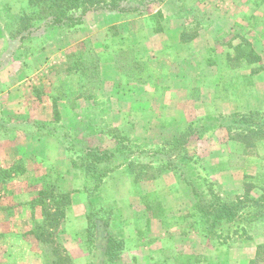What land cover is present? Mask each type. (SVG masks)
I'll list each match as a JSON object with an SVG mask.
<instances>
[{
    "label": "crops",
    "instance_id": "crops-1",
    "mask_svg": "<svg viewBox=\"0 0 264 264\" xmlns=\"http://www.w3.org/2000/svg\"><path fill=\"white\" fill-rule=\"evenodd\" d=\"M227 4H232L233 11H230L229 6L225 8ZM141 7L143 9L125 14L103 9L88 11L83 18L85 30L80 31L78 41H92L100 50L102 55L100 63L103 64V68L108 66L109 70L113 74L117 73L118 76L114 59L115 53L120 49L132 50L136 60L149 65L159 62L162 58L163 61L168 59L169 65L172 59H176L178 64L181 62L182 72L180 76L176 74L171 77L170 83L173 87L170 88L172 92L167 98L181 100L184 110H193L196 116L213 118L235 112L264 110V0H158ZM189 7L194 10L191 14L188 12ZM27 8L29 9L26 0H0V55L9 47V27L20 23L24 17L20 15L22 11H27ZM9 13L15 15L9 16ZM152 16H161L160 31H155L151 23L146 28L139 24L145 17L147 19ZM185 16H191L192 22L202 21V23L189 32ZM92 20L95 25L90 24ZM124 22L129 24L128 28L115 31L112 35L108 32L110 25H120ZM24 30L26 29L18 30L16 40H12L17 43L18 48ZM27 30L31 35H35L40 34L42 29L27 28ZM233 30H236L235 38L245 39L244 44H247L248 50L252 51L254 58H257L256 61L244 59L241 55L240 62L230 63L232 47L222 41L216 42L220 36L229 34ZM61 42L64 40L62 39ZM41 49L42 47L31 51L32 55L30 54V61L27 62L26 67L30 76L23 77L15 86L8 76L17 70L19 72L18 66H15L19 63L14 59L0 61V264H57V261L64 262L66 259L71 263L72 259L83 261L92 256L85 247V241L80 245V249L85 248L81 254L76 255L71 251L72 244L77 241L71 232L75 233L87 226L84 218L78 221L72 217V214H69L72 217L70 220H68L69 216L67 217L66 223L61 228V241L64 244L60 258L53 252L49 255L42 253L40 249L43 243L33 233L34 221H36L33 212L40 210L36 207L38 205H33L34 199L40 191L48 189V180L59 179L61 191L69 195L70 212L77 207L83 209L84 194L88 192L91 183V176L72 165L70 153L66 146L56 139L52 126L42 125L46 122L51 123L50 118L53 115H61L62 110L66 112L71 110L66 103L67 99L55 96L43 97L46 99L44 106L31 105L27 119L30 121L29 125H32L31 128L36 129L35 132L26 134L25 130H16L15 133H11L13 130L8 127L11 117L19 112V105L14 104L24 101V96L18 92L19 85L27 81L26 79L33 81L40 69L51 65L50 58L40 62L42 54L45 53ZM158 53L162 56L159 54L158 57L156 55ZM208 53L210 56H207ZM57 55L56 53L55 56L58 57ZM69 76L78 77L79 73L71 69ZM102 76L103 79L105 78L103 85L112 86L110 94L116 97L118 88L115 86L118 82L115 78L107 79L105 74ZM186 79L187 84L184 82ZM183 85L187 90L180 97ZM129 95L133 97L132 94ZM81 99L85 103L94 102L90 97H81ZM54 106L57 108L56 115L53 114ZM220 127L223 128L220 135H224L222 140L215 139L216 135H214L215 138L207 146V151L199 155L202 168H206L208 176L218 183L220 190L225 194L241 196L247 192L250 197L260 195L264 190V137L256 142L254 151H250L243 142L227 139L225 136L228 135L227 129L222 124ZM196 145L198 144L195 143L197 149ZM228 149L240 153L233 154ZM237 161L240 163L236 164ZM19 163L22 166H18ZM171 175L172 173H164L156 179L145 180L162 181ZM123 176L126 181L133 182L132 176L125 172L124 167L116 168L108 176V180L120 183ZM186 177L180 176V181L186 182ZM106 180L107 178L104 182ZM103 184L105 183L100 186L101 190ZM183 190L186 196L180 203V264H251L256 258L259 259L257 264H264V260L259 258L260 254L258 257V247L264 246V232L258 231L250 238H241L239 234L248 223L240 227L238 232L231 234L228 227L231 221L228 219L223 222V226L216 223L201 227L203 216L201 212L198 213L197 208L194 209L195 192L187 183L184 184ZM111 196L118 201L128 197L126 190L117 189L111 193ZM132 196L136 197V194ZM137 202L139 204L141 201ZM187 205L192 208L190 214L184 210ZM132 206L135 209L132 210L134 219L128 217L133 222L123 228L128 238H122L125 241V248L131 250V260L136 264H169L173 249L177 246V238L170 235L168 228L165 227L164 234L167 235L159 239L168 243L161 245L159 243L158 251L151 240L152 227L155 223L164 226L172 215L167 198H162V210L164 209L162 215L154 216L152 213L150 217L145 215L146 227L142 229L144 232L140 231L143 225L140 227L138 208L133 204ZM140 207H143L141 211L150 209L149 204L145 203ZM189 216L192 222L187 224L186 220ZM153 220L156 222L151 226ZM110 222L112 221L105 223L111 225ZM106 228L108 234L113 236L111 227L110 230L109 226ZM98 230L97 228L96 231ZM98 243H101L100 240L95 239L92 246L94 251L103 250L108 244L105 243L101 247ZM160 252L165 253L163 258H160ZM102 255L107 262L105 252Z\"/></svg>",
    "mask_w": 264,
    "mask_h": 264
},
{
    "label": "rangeland",
    "instance_id": "rangeland-1",
    "mask_svg": "<svg viewBox=\"0 0 264 264\" xmlns=\"http://www.w3.org/2000/svg\"><path fill=\"white\" fill-rule=\"evenodd\" d=\"M128 2L138 9H143L141 6L147 4V0H129ZM228 6L230 11H233L232 4H227L225 8ZM188 12L189 14L193 13V8L189 7ZM14 15L15 13L9 16ZM45 15L46 13L39 12V8L33 9L29 7L27 11H22V15L20 16H24L25 18H22L17 26L9 27V47L0 55V61L5 59L13 61L14 59L19 63L15 65L18 66L19 72L17 70V72L11 73L8 76V79L10 82H13L12 85L14 86L23 77L29 78V71H27L26 67L27 62L30 61L33 49L36 50L42 47L41 50L45 51L40 58V62H44L47 58L51 60V65L40 69L33 81L26 79L27 81L19 85L20 90L18 92L24 96V101L14 104L19 105V112H16L17 114L14 113L15 115L8 122V125H10L8 127L13 130L11 133H15L16 130H25L26 134H30L31 131L35 132L36 129L31 128L32 125H29L30 121L27 119L31 105L44 106L46 99H43V97H63L67 99L66 103L71 110L67 112L62 110L63 113L61 115L59 113V115H56L55 113L56 116L53 115L50 118L51 123L46 122L42 125L52 126L51 128L55 131L54 135L56 139H59L70 153L72 165L89 177L91 173L86 172L84 167L76 166L81 161H87L92 164L94 161L97 166L112 167L113 171L116 168L124 167L125 172L132 176L134 183L126 181L124 176L120 183H117V181L113 183L111 180H108V175L106 177L107 180L104 182L105 178L102 182L105 183L103 184L102 191L100 189L102 184L96 190L93 188L91 181L88 186V192L86 191V194H84L83 209L77 207L70 212L68 206L69 195L61 191L59 179L56 178L54 181L48 180V189L43 190L45 192L43 195L37 194L36 197L40 196L39 200L42 202V205L36 206L40 210L33 212L36 220L34 221L33 233L43 243L40 250L42 253H48V255L53 252L55 256H62L64 243L61 241V228L66 223L67 217L69 216L68 220L73 217L78 221H82L84 218L83 220L87 223V226L83 230H78L75 233L71 232L73 238L77 239V241H74V244H72L73 250H70L76 255L81 254L85 248L80 249V245H82L81 242L85 241V247L88 248L87 250H89L92 256L88 260L81 261L79 259L76 261V259H72L70 263L66 259L64 262L57 261V264H136L135 261L131 260V250L125 248V241L123 240L124 238H128L123 228L133 222L128 219V217L133 218L134 215L132 210L135 209H133L132 204L138 208L137 216H139L140 227L143 225L140 231L144 232L142 229L146 227L144 225L145 215L150 217L151 213L157 216L163 214L162 198L164 197L167 198L168 205H171L170 214L172 215L169 216L168 222L164 226H160L155 220H153V223L151 222L152 224L150 223L152 226L156 222L155 226L152 227L151 240H153V246L159 251L161 244L168 243V241H161L159 239L163 238V235H167L164 234V231H166L165 227H167L168 233L177 238V246L173 249L172 256H170L172 259L169 261V264H180V203L186 196L183 190L186 182L184 180L180 181V176H187V178L193 180L195 186L203 188V185L196 182L192 172L189 171L190 168L185 156L192 152L198 156L205 153L208 149L207 146L214 140V135H216L215 139L222 140L224 135L220 136L223 131V128L220 127L221 124L226 126L233 119H236L239 123L256 122L263 118V116L234 117L231 114L218 117L213 116V118L196 116L193 110H184L181 100H169L167 98L168 94L172 92L170 88L173 87L170 83L171 77L176 76V74L180 76V72H182L180 69L181 62L178 64L176 59H172L173 61L169 65L167 63L168 59L167 61H163L162 58L159 62L149 65L143 61L139 62L136 60V56L134 57L132 50L120 49L115 53L114 60L119 74L118 76L117 73H114L117 75L115 77L108 66L103 68V64L101 65L100 60L102 55H100V50L94 46L92 41H78L80 31L85 30V25L69 27L65 23V26L59 27L50 21L49 16ZM145 18L139 23L144 28L149 23L154 25V28L160 24L159 17L152 16L147 19ZM185 19L189 32L202 23V21H190L191 16H185ZM90 24L95 25L94 20ZM128 25L127 22L120 25H110L107 30L112 35L115 31L128 28ZM27 28H30V30L32 28H41L42 30L40 34L31 35V32ZM20 29L26 30H24L25 33L21 38V44L18 48L17 43L12 40H16V33ZM235 32L236 30H233L229 34L220 36L216 42L222 41L230 44L232 47L230 55L232 57L229 61L232 64L240 62L239 58L241 55L244 59H252L247 44H244L245 39L235 38ZM62 39L64 42H61ZM16 49H18L17 53ZM56 53L58 57L55 56ZM159 54L156 55L159 57ZM170 55L172 56V54ZM207 56H210V54L208 53ZM207 56L206 58H208ZM47 63L49 62L47 61ZM76 63L80 64L78 65L79 69L72 68ZM165 65L166 67L164 68ZM71 69L77 70L79 76L74 78L69 76ZM102 74H105L107 79L115 78V81L118 82L115 86V88H118L117 94H115L116 97L110 94L112 86L109 84L103 85L105 78L103 79ZM184 82L187 84V79ZM184 86L180 97L187 90V87L185 89ZM120 93L121 95L119 96ZM129 94L136 97L133 98ZM144 96L147 97L144 98ZM81 97H90L94 102L93 104L90 102L85 103ZM59 110L61 111V108ZM21 123H24V125ZM185 131H187V136L184 133ZM225 136L227 139L239 141L236 138L231 139L229 135ZM118 139L121 141H118ZM258 140L260 139L253 141V144L250 146L251 148L244 144L248 150L254 151V146L257 145L256 142ZM195 143L198 144L196 145L197 149ZM174 144L177 147L179 146V148L174 153H170L171 147ZM86 149L91 150L87 156L85 155ZM94 149L100 154V158L97 160L95 159L97 157L95 156L94 158V154L92 153ZM228 150L233 154L240 153L235 150ZM199 159L196 164L199 165L200 171L195 167L193 170L206 176L208 172L206 168L201 169L202 166ZM131 160L135 162L133 167L127 165V162ZM235 163L239 164L240 162L237 161ZM18 166L22 165L19 163ZM128 167L129 169L130 167L133 169V173L128 171ZM164 173H172V175L171 177H165L162 181H146L143 179V177H150L155 174H157L158 178ZM206 177L208 180L215 181L208 174ZM213 187L222 193L217 182ZM116 189L126 190L128 197L121 198L120 201L114 199L111 193ZM202 193L204 194L201 190L195 193L196 197L194 199V209L197 208L199 210L198 213L200 214L201 212V215L203 214L201 227H207L210 224L216 225V223L219 226H223V222L228 219L231 221V225L228 227L231 234H233L235 231L238 232L240 227H243L246 222L248 223L253 216L262 219L257 213L259 210H263V208L258 205L256 207L248 205L244 208H233L231 202L235 199L221 197V202H225L224 205H226V207H223V204L218 205L216 203L214 205V203L205 200ZM135 194L138 197L137 199L132 196ZM262 194H264V190L260 193V195ZM246 195L249 194L246 192L241 196ZM260 195L252 198H258ZM137 201H141L142 204H149L150 209L147 208L141 211L143 207L140 206L142 204L141 202L138 204ZM187 207L185 206L184 210L190 214L192 208L190 205H187ZM230 211H232V215H228ZM69 214H72V217ZM106 221H112L110 222L111 225L106 224ZM186 221H188L187 224L191 223V216ZM88 222L91 223V229H88ZM106 226H109V230L111 227L114 237L108 234ZM97 228L99 229L98 231H96ZM95 239L100 240L101 243L98 244H101V247L105 243L108 244L103 250L94 251L92 246ZM120 240L122 241V245L118 244ZM159 243L160 245H158ZM104 252L108 259L107 262L102 255ZM108 253H113L116 257L114 258L113 256L111 257L112 260H110V254L108 255ZM160 255V258H163L165 253L160 252Z\"/></svg>",
    "mask_w": 264,
    "mask_h": 264
},
{
    "label": "trees",
    "instance_id": "trees-1",
    "mask_svg": "<svg viewBox=\"0 0 264 264\" xmlns=\"http://www.w3.org/2000/svg\"><path fill=\"white\" fill-rule=\"evenodd\" d=\"M29 7L33 9H38L39 12L42 11V13H46L45 16L50 17V21L60 26H65L64 24L67 23L69 27H79L83 24V18L86 15V13L90 10H99L103 9L110 12H117L120 14H125L128 12L136 11L138 10L137 7H134L131 3H129V0H26ZM158 0H147V4L157 2ZM27 16V15H24ZM153 17H161V16H153ZM25 18V17H22ZM161 26L157 25L155 27V31H160ZM252 60L256 61L257 58H254V54H252ZM79 63H76L73 69H79ZM56 106H54V114L56 113ZM263 116L264 118V110H256V111H249L247 113H239L235 112L231 114V116L234 117H251V116ZM261 118L259 121H248V122H241L239 123L236 119H233L230 124L224 126L227 129L228 135L231 139H238L239 141H242L246 144V146L250 147L253 144L254 140L261 139L264 137V119ZM187 136V131L184 132ZM238 137V138H237ZM118 141H121L118 139ZM171 146V145H170ZM179 146L177 147L176 144H174L171 147L170 153H174ZM89 151L86 149L85 155H89ZM94 151V152H93ZM92 153L97 158L96 160L100 158V154L96 152V149H94ZM88 153V154H87ZM186 161L188 163V170L192 172L194 178L196 179V182H198L200 185H203V188H199V186H195V183L190 178H185L186 183L190 185L195 193L204 192L203 196L204 199L207 201H210L216 205V203L223 204V207H226L225 202H221V197L228 198L231 197L235 199L232 201L231 205L233 208H244L248 205L253 206H260L263 208V210H259L257 214L261 216L262 219H260L257 216H253V218L248 222V225L242 229V233L239 234L241 238H250L253 233L262 231L264 232V194L260 195L258 198H252L248 195L246 196H240V195H229L225 193H221L220 191H217L213 186L215 185V181L208 180V178L200 173L198 171L193 170L195 167L197 170L200 167L197 163L199 156L196 155V153L192 152L191 154H187ZM83 160V159H82ZM74 164V162H73ZM135 162L133 160L127 162V165H130L133 167ZM78 167H84L86 172L91 173V181L93 183V188L98 189L99 186L102 184L103 180L110 175V173L113 171L112 167H106L104 165L97 166L94 161L93 164L87 161L80 162V164L76 165ZM129 169L128 171L130 173H133V169ZM202 169V167H201ZM167 170V169H165ZM136 176V174H135ZM157 174L152 175L150 177H143V179H152L156 178ZM137 178V176H136ZM198 187V188H197ZM45 192L40 191L38 194L43 195ZM66 195V194H65ZM39 197L34 199L33 205H42V202L39 200ZM159 205V204H158ZM161 205V204H160ZM232 211L228 212V215H232ZM157 214V213H156ZM203 215V214H202ZM157 216V215H154ZM89 223V222H88ZM88 229H91V223L88 225ZM90 231V230H88ZM239 237V236H238ZM118 244L122 245V241H118ZM109 251V248H108ZM110 254V255H109ZM260 254V257H259ZM110 260H112L111 257H116L115 254L108 253ZM258 257L264 260V246L258 247ZM259 259H254L251 264H257Z\"/></svg>",
    "mask_w": 264,
    "mask_h": 264
}]
</instances>
